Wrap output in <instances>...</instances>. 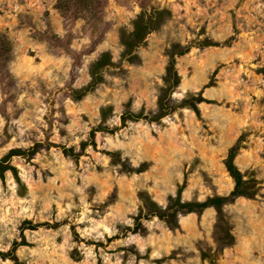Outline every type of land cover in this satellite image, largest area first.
<instances>
[{
  "label": "rangeland",
  "instance_id": "obj_1",
  "mask_svg": "<svg viewBox=\"0 0 264 264\" xmlns=\"http://www.w3.org/2000/svg\"><path fill=\"white\" fill-rule=\"evenodd\" d=\"M152 8L170 16L130 61L120 32ZM172 44L191 45L175 57L173 110L123 122L126 110L158 111ZM105 52L101 82L75 98ZM191 96L204 98L198 114L183 103ZM98 125L112 133L81 150ZM35 143L34 155L9 159L18 178L0 179V252L25 242L0 264H264V0H0V160ZM236 143L235 165L258 182L253 198L224 204L220 224L208 207L178 214L173 227L141 218L144 231L132 233L140 193L162 208L178 192L182 201L228 195Z\"/></svg>",
  "mask_w": 264,
  "mask_h": 264
},
{
  "label": "trees",
  "instance_id": "obj_2",
  "mask_svg": "<svg viewBox=\"0 0 264 264\" xmlns=\"http://www.w3.org/2000/svg\"><path fill=\"white\" fill-rule=\"evenodd\" d=\"M60 1V0H59ZM59 5V2H58ZM170 16V12L167 9H158L152 8L150 11L142 10L135 19L132 21V29L129 32L121 30V42L124 46L122 56L130 61L136 58V55L133 54L135 47L139 46L145 36L151 31L155 30L162 24L163 20ZM218 45V43H210L207 41L201 42V46H211ZM191 48V45L181 46L179 44H172L168 50V62L166 71L163 77L164 85L160 89V94L158 96V111L153 115H147L140 112H132L126 110L121 115V120L125 122L126 120L138 121V120H147V121H158L162 117L168 115L172 110L173 106H170L167 103V97L169 93L173 91L175 86L179 83V76L176 73L174 64L175 57L180 56L188 52ZM111 57L109 53H103L100 58H98L93 64H91L89 73H90V83L79 90L74 91L73 95L75 98L79 99L91 91L98 83L101 82V70L103 67L111 64ZM204 101V98L201 96H191L188 99L183 101L184 104L191 107L196 114L199 113L197 105ZM107 109H102V114L105 115ZM109 131L112 133V130H109L105 126L98 125L90 129L88 133V140L82 141L80 143L81 150H84L87 146L91 145L95 147V135L97 132ZM39 143H35L28 149L13 148L8 151V153L0 160V179H3L4 173L6 171H11L12 174L17 177V170L14 166L9 164V159L12 156H26L30 157L34 155L40 148ZM238 151V143L229 148L228 154L225 159V167L234 182L233 189L228 195H214L206 198L203 201H182L180 192L177 193L175 197H170L168 205L165 208H162L155 201L149 198L146 193H140V199L142 201V208L140 213L135 217V228L132 230V233L143 232L144 228L141 225V218H147L149 216H156L159 219L164 220L170 226H176V217L181 213H190V212H202L205 208L213 207L216 209L218 214L217 223L220 224L223 221L222 216V207L224 204L233 202L236 198L240 196L253 198L258 192V182L255 177L248 176L245 177V174L241 173L240 170L234 163V157ZM62 152L66 156L77 157L81 153L74 152L73 148L63 147ZM144 169L143 165L136 168L130 169L140 172ZM144 211V213H143ZM41 226V224H32L29 221H25L22 224L23 229H36ZM232 236L227 232L224 239H222L223 245H228L231 243ZM25 245L24 241H14L12 243L11 249L9 252L4 253L0 252L2 258H12L13 252L18 246Z\"/></svg>",
  "mask_w": 264,
  "mask_h": 264
}]
</instances>
